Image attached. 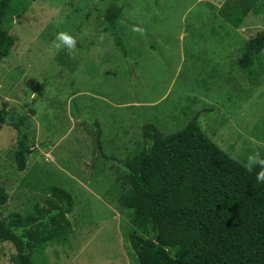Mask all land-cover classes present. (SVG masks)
<instances>
[{"label":"rangeland","instance_id":"rangeland-1","mask_svg":"<svg viewBox=\"0 0 264 264\" xmlns=\"http://www.w3.org/2000/svg\"><path fill=\"white\" fill-rule=\"evenodd\" d=\"M224 1L126 0L123 57L102 32L100 0H10L1 28L15 41L0 61V108L28 115L32 135L18 171L15 132L0 125V219L30 211L45 189L70 195V229L43 249V264H136L115 165L141 148L145 125L167 135L195 120L241 164L264 153V49L252 70L236 65L264 31V6L233 28L218 14ZM59 32L76 39L74 57L56 48ZM14 254L0 242V264Z\"/></svg>","mask_w":264,"mask_h":264},{"label":"trees","instance_id":"trees-1","mask_svg":"<svg viewBox=\"0 0 264 264\" xmlns=\"http://www.w3.org/2000/svg\"><path fill=\"white\" fill-rule=\"evenodd\" d=\"M100 1L102 32L127 57L117 31L126 0ZM9 4L0 0V61L15 41L1 28ZM256 6L262 8L264 0H225L218 14L236 28ZM263 49L264 31L246 41L237 67L252 70ZM28 119L4 105L0 108V125L15 132L12 157L18 171L24 170L29 153ZM92 126L98 141L97 123ZM141 139V148L115 165L121 170L117 202L130 225L127 241L136 264H264V183L255 179L260 167L247 171L212 143L195 120L167 135L145 125ZM43 191L45 197L30 211L0 219V242H9L15 250L12 264H43V249L64 241L70 229V195L60 188ZM7 197L0 184V206Z\"/></svg>","mask_w":264,"mask_h":264},{"label":"clouds","instance_id":"clouds-1","mask_svg":"<svg viewBox=\"0 0 264 264\" xmlns=\"http://www.w3.org/2000/svg\"><path fill=\"white\" fill-rule=\"evenodd\" d=\"M57 49L67 48L68 54L70 56H75L76 54V39L69 35L67 32H59L53 41ZM35 97V94H32ZM254 166H259L260 171L256 174V181L258 183H264V159L260 158L259 153H254L248 156V163L245 165L247 171L251 172Z\"/></svg>","mask_w":264,"mask_h":264}]
</instances>
